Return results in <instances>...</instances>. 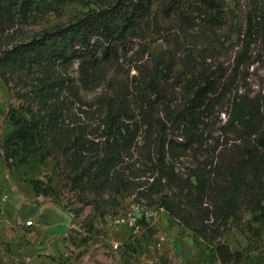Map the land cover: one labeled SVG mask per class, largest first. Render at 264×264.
I'll return each mask as SVG.
<instances>
[{
	"label": "trees",
	"instance_id": "trees-1",
	"mask_svg": "<svg viewBox=\"0 0 264 264\" xmlns=\"http://www.w3.org/2000/svg\"><path fill=\"white\" fill-rule=\"evenodd\" d=\"M19 1L0 0V35L13 27ZM254 1L239 34L264 48V0ZM92 2L66 24L0 47L4 85L12 89L18 79L28 86L18 95L26 106L9 114L13 130L3 146L27 150L41 142L71 157L75 176L97 195L131 187L150 200L159 195L193 244L221 263L238 260L221 237L241 206L253 214L262 199L264 88L241 90L243 53L230 69L209 63L224 48L214 36L228 21L224 0ZM169 24L179 30L174 41ZM157 40L171 47L154 55ZM73 64L83 85L103 83L104 90L82 99ZM67 112L76 119L64 125ZM139 162L147 171H132ZM27 181L40 193L37 179Z\"/></svg>",
	"mask_w": 264,
	"mask_h": 264
},
{
	"label": "rangeland",
	"instance_id": "rangeland-1",
	"mask_svg": "<svg viewBox=\"0 0 264 264\" xmlns=\"http://www.w3.org/2000/svg\"><path fill=\"white\" fill-rule=\"evenodd\" d=\"M224 2L228 21L214 35L225 41L224 48L218 60L213 59L209 63L218 61L222 67L230 69L243 53V60L237 67L241 90L263 89L264 48L248 45L249 38L239 34L257 3L254 0ZM93 6L92 0H20L12 9L13 27L0 35V47L28 41L43 31L70 22ZM167 32L174 41L179 30L169 24ZM166 47L171 46L157 40L152 44L151 52L157 55ZM69 72L82 99L91 100L104 90L103 83L83 85L79 81L76 64L70 67ZM24 83L15 79L9 83L12 88L9 89L0 79V264H264V191L253 214L241 206L237 218L223 230L222 241L232 251H239V259L221 263L209 249L193 244L189 231L184 230L182 224L172 219L159 205V195L147 199L139 194L136 187L120 189L119 192L106 189L97 195L75 176L71 157L43 148L41 142L35 147L28 146L27 150L24 146L19 149L10 145L12 151H7L3 146L4 140L13 130L9 114L12 109L19 113L26 106L25 99L18 96L28 89ZM75 119L67 112L60 123L65 125ZM219 120L224 122L226 117L221 114ZM83 122L87 125L92 123L93 127L97 125L91 120ZM134 156L136 160L138 155ZM141 163L136 164L132 171H147V165L142 166ZM182 163L188 164L185 159ZM28 179L39 181L40 193L32 189ZM144 179L143 176L141 181ZM136 203L143 205L147 214L144 212L135 225L119 222ZM43 204L52 205L68 216L67 229L57 236L55 250L20 256L19 246L26 241L31 243L32 236L29 237L28 233H37L41 225L56 221L54 217V221H48V211L40 212ZM28 220L31 224H26ZM161 236L164 240H160Z\"/></svg>",
	"mask_w": 264,
	"mask_h": 264
},
{
	"label": "crops",
	"instance_id": "crops-1",
	"mask_svg": "<svg viewBox=\"0 0 264 264\" xmlns=\"http://www.w3.org/2000/svg\"><path fill=\"white\" fill-rule=\"evenodd\" d=\"M18 198V197H17ZM15 198V200L17 199ZM40 212L48 211L49 215L47 216L48 221H54L52 218H56V221L50 222V224L41 225L35 232L28 233V236L31 239V243L27 241L24 242L21 246L22 255L20 256H32L38 255L39 253H46L51 250L56 249V238L58 235H61L68 226V216L58 209H54L52 205L43 204L40 206ZM22 218V217H21ZM28 240V237H27ZM35 257V256H33ZM32 264V263H30Z\"/></svg>",
	"mask_w": 264,
	"mask_h": 264
},
{
	"label": "built area",
	"instance_id": "built-area-1",
	"mask_svg": "<svg viewBox=\"0 0 264 264\" xmlns=\"http://www.w3.org/2000/svg\"><path fill=\"white\" fill-rule=\"evenodd\" d=\"M147 214V211L143 208V205L136 203L135 205L132 206L131 210L128 212L126 217H123L119 219V222H128L129 224L135 225L140 218V216L143 213ZM26 224H31V221H26ZM160 240H164V237H160ZM114 247H117V244H114Z\"/></svg>",
	"mask_w": 264,
	"mask_h": 264
}]
</instances>
